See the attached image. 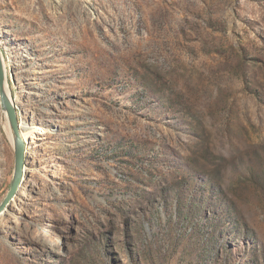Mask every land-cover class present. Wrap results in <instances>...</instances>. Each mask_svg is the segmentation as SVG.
<instances>
[{"label":"rangeland","instance_id":"374dc122","mask_svg":"<svg viewBox=\"0 0 264 264\" xmlns=\"http://www.w3.org/2000/svg\"><path fill=\"white\" fill-rule=\"evenodd\" d=\"M0 49V264H264V0H0Z\"/></svg>","mask_w":264,"mask_h":264},{"label":"water","instance_id":"95a60500","mask_svg":"<svg viewBox=\"0 0 264 264\" xmlns=\"http://www.w3.org/2000/svg\"><path fill=\"white\" fill-rule=\"evenodd\" d=\"M0 109L4 113L10 132V140L14 151V170L9 191L0 204V215L3 214L15 199L24 178V163L26 159V145L20 133V122L16 106L8 93L6 75L3 68L0 49Z\"/></svg>","mask_w":264,"mask_h":264},{"label":"bare ground","instance_id":"6f19581e","mask_svg":"<svg viewBox=\"0 0 264 264\" xmlns=\"http://www.w3.org/2000/svg\"><path fill=\"white\" fill-rule=\"evenodd\" d=\"M2 59H3V55H2ZM3 68H4V72L6 71L5 72V75H6V80L8 81V79H7V76H8L7 75V70H6V67L4 65V62H3ZM7 88H8V85H7ZM8 93H9V89H8ZM13 102H14V100H13ZM39 131L40 132H44V133L47 132V130L44 129V128L40 129ZM20 133H21V136H22L24 142L27 143V144H29L30 139H31L30 138V135L32 134V130H30L26 125L22 124V126L20 125Z\"/></svg>","mask_w":264,"mask_h":264}]
</instances>
